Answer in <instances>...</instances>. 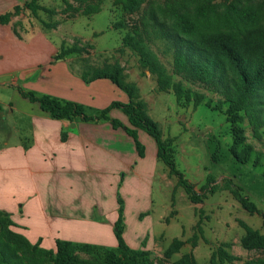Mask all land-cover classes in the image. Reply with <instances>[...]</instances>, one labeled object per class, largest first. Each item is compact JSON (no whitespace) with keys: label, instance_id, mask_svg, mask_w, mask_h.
<instances>
[{"label":"rangeland","instance_id":"1","mask_svg":"<svg viewBox=\"0 0 264 264\" xmlns=\"http://www.w3.org/2000/svg\"><path fill=\"white\" fill-rule=\"evenodd\" d=\"M38 3L42 9L37 14L24 8L17 15L19 29L41 28L58 47L75 49L67 57L70 63L66 67L61 64L60 69L73 70L76 75L69 71L67 76L81 84L82 74L91 77L99 71L118 69L124 82L134 87L148 116L158 124L163 139L174 141L176 166L195 190L204 192L209 174L216 179V194L201 204H193L160 160L150 180L139 179L135 183L127 175L129 179L118 186H122L119 201L123 203V237L127 245L148 252L149 264H180L185 256L192 258V264H264V248L249 250L241 244L248 229L259 231L264 237L263 218L244 210L236 196L240 188L242 195L264 213V102H249L240 112L242 120L238 127L244 143L239 151L251 147V154L246 163L237 161L230 152L234 137L225 113L231 101L222 91L178 73L174 65L178 17L185 16L199 25L198 35L240 37L248 46L253 35L264 36V0H38ZM232 4L259 12L260 19L248 27L225 24L221 18ZM128 35L160 65L168 85L165 92L159 88L160 76L143 68L138 54L124 43ZM176 89L181 91L179 102ZM115 98L119 100L117 95ZM219 105L223 111L213 110ZM144 143L150 154L149 144ZM214 151H218V162L212 160ZM9 203L8 208L14 213L0 219V248L8 264H52L42 251L28 247L23 238L24 234L29 241H38L35 244L40 243L42 249L55 250L52 232L42 226L45 221L40 214L24 212L21 203L13 200ZM194 235H197L195 246L190 242ZM94 238L98 244L112 242L104 231ZM174 239L185 244L168 258L165 252ZM220 250L230 260H220ZM75 256L73 264H102L101 255L77 251Z\"/></svg>","mask_w":264,"mask_h":264},{"label":"crops","instance_id":"2","mask_svg":"<svg viewBox=\"0 0 264 264\" xmlns=\"http://www.w3.org/2000/svg\"><path fill=\"white\" fill-rule=\"evenodd\" d=\"M27 1L0 0V15ZM16 18L0 24V211L12 214L8 205L13 200L24 212L40 214L42 226L49 228L55 241L116 248L122 189L118 186L127 175L135 183L153 177L158 165L156 142L137 131L139 141L144 146L147 141L153 154L145 146L142 158L126 132L131 127L128 118L120 110L111 111V118L123 124L114 129L106 121L53 119L24 98L19 88L75 101L92 113L116 101L129 102L108 80L89 84L72 80L67 73L75 74L73 70L60 69L69 59L53 62L61 46L41 28L19 29ZM102 231L112 244L96 242L94 236Z\"/></svg>","mask_w":264,"mask_h":264},{"label":"trees","instance_id":"3","mask_svg":"<svg viewBox=\"0 0 264 264\" xmlns=\"http://www.w3.org/2000/svg\"><path fill=\"white\" fill-rule=\"evenodd\" d=\"M26 8L33 14H37L42 7L38 0L26 2L24 7L16 6L13 11L0 15V24L8 25L13 17L17 16L22 9ZM260 19V13L248 7L239 8L232 4L225 11L221 18L227 25H232L233 28L248 27L255 25ZM205 18L202 22H205ZM199 25L191 23L185 16L178 17L175 34V54L174 65L178 73L187 74L191 79L198 82L210 85L222 91L231 101V105L226 110L227 122L232 126V134L234 137V145L230 149L231 154L237 161L246 163L251 154V147L244 148V152L239 149L243 146L244 137L241 128L238 127L242 116V112L246 105L250 103L264 102V36L263 34L253 35L248 46L240 37L235 36H220L198 35L197 30ZM174 34V33H173ZM190 37L187 39L186 37ZM124 43L130 46L140 58L141 66L148 69L151 73L160 76V90L165 92L167 83L163 79L161 67L155 58L132 36L128 35L124 39ZM75 49L61 47L58 53L54 56L53 62L57 63L64 61L68 56L74 54ZM82 80L89 84L97 80H108L123 91L129 98L128 103L113 102L107 108L92 113L88 109L75 101L66 100L54 97L47 94H39L34 91H26L19 88L20 94L32 103L40 106L41 110L49 114L56 120L75 121L77 119L83 122H109L114 129L123 127V124L118 119L111 118V111L114 109L120 110L127 118L130 128L126 130L127 134L135 141L137 151L140 157H144L146 148L139 141L138 130H142L149 134L156 142L158 160L163 162L170 171V174L177 178V186L182 188L189 200L193 204H201L210 195L216 194V179L209 174L204 192L198 193L195 187L190 183L185 176L178 170L175 159L173 140H164L162 132L158 124L153 121L145 110V106L137 98L134 87L126 84L121 77L118 69L113 71H99L91 77L82 74ZM177 102L181 99V91L175 90ZM200 104V102L198 103ZM264 104V103H263ZM211 108V104H207ZM215 111H223L219 105L213 109ZM264 121V118H263ZM214 162L219 161L218 151L212 154ZM237 201L251 215L258 214L263 218L264 213L259 210L257 205L248 197L242 195L239 188L237 193ZM119 210V218L115 225V236L118 242L116 248H106L97 245L77 244L67 241H56V248L53 251L44 250L40 247V243L32 244L25 236V242L28 247L42 251L49 258L52 264H73L75 262V252L82 251L94 256H103L102 264H149V254L144 250L131 249L123 237V203ZM10 217L8 213L0 211V219ZM198 230L201 233L200 223ZM22 236V235H21ZM197 235L190 240L196 244ZM184 242L179 239H174L165 252L166 257L170 258L175 253L180 251L184 246ZM241 244L245 249L264 248V237L259 231L247 230L246 234L241 239ZM218 257L222 261L230 260L224 251H219ZM0 264H8V259L4 251L0 248ZM180 264H192V258L185 256Z\"/></svg>","mask_w":264,"mask_h":264}]
</instances>
